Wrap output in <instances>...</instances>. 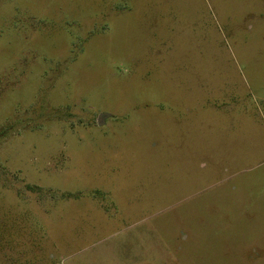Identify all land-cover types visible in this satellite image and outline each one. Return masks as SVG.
Here are the masks:
<instances>
[{"label": "rangeland", "instance_id": "obj_1", "mask_svg": "<svg viewBox=\"0 0 264 264\" xmlns=\"http://www.w3.org/2000/svg\"><path fill=\"white\" fill-rule=\"evenodd\" d=\"M57 262L264 264V0H0V264Z\"/></svg>", "mask_w": 264, "mask_h": 264}, {"label": "water", "instance_id": "obj_2", "mask_svg": "<svg viewBox=\"0 0 264 264\" xmlns=\"http://www.w3.org/2000/svg\"><path fill=\"white\" fill-rule=\"evenodd\" d=\"M107 117V115H100L99 117H98V120H97V123L99 124V125H102L103 124V122H104V119Z\"/></svg>", "mask_w": 264, "mask_h": 264}, {"label": "crops", "instance_id": "obj_3", "mask_svg": "<svg viewBox=\"0 0 264 264\" xmlns=\"http://www.w3.org/2000/svg\"><path fill=\"white\" fill-rule=\"evenodd\" d=\"M56 264H67L66 262L65 263H62V262H57Z\"/></svg>", "mask_w": 264, "mask_h": 264}]
</instances>
